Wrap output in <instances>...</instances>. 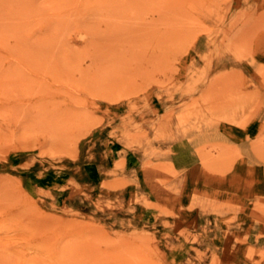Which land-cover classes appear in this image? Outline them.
Returning a JSON list of instances; mask_svg holds the SVG:
<instances>
[{"label": "rangeland", "instance_id": "rangeland-1", "mask_svg": "<svg viewBox=\"0 0 264 264\" xmlns=\"http://www.w3.org/2000/svg\"><path fill=\"white\" fill-rule=\"evenodd\" d=\"M189 148L264 229V0H0V264H264L179 230ZM240 196L193 194L216 228Z\"/></svg>", "mask_w": 264, "mask_h": 264}, {"label": "crops", "instance_id": "crops-1", "mask_svg": "<svg viewBox=\"0 0 264 264\" xmlns=\"http://www.w3.org/2000/svg\"><path fill=\"white\" fill-rule=\"evenodd\" d=\"M252 129L248 130L251 131ZM183 152L178 150V153L175 152L174 156H171V164L174 171L179 172L180 174L183 173L184 182L179 183L180 187L184 190H188V193L180 196V198L174 202V208L172 207V203H166L171 205V207L175 210H179V207L182 210H187V207L191 204H194V207L189 209V214H181L179 213V218L176 219L175 222H179L180 227L179 230L188 227L187 223L190 220L196 223V226L192 227L194 230H209L210 232L206 233L205 236H213L212 241H214L215 237L221 236L223 237V244L222 247H215V248H264V229L258 224L251 213L252 205L251 199L245 200L243 196H240L238 193L240 186L237 183L247 179L249 169L245 168V166L234 165L231 172H229V176H225L226 178H230L228 180L215 181L212 172L208 170H203L201 166H198V154L197 152L193 151V149L189 148V150H185ZM106 160L111 164L112 159L111 156H108V152L106 147L102 148L101 146L98 148V152H96V161H98V166H104ZM112 165V164H111ZM254 173V180L252 182V189L254 194H257V190L259 191L262 187L261 184V172L260 169L256 167L253 168ZM216 175V174H215ZM201 177L204 180H201ZM204 190L207 194L213 192H220L223 194H231L234 197L240 196L241 198H232L236 201H244L239 203L243 205L242 211L240 210L235 215L232 216L228 214V224L227 226H223L222 224L219 228L215 227L216 216L214 214H204L198 212L200 208H202V202L199 200H194L193 194H197L199 191ZM255 197L252 198V203L255 202ZM193 201H195L193 203ZM205 204H209V202L204 200ZM199 208V209H198ZM187 216V217H186ZM231 217V218H230ZM221 221V219H218ZM199 222V223H198ZM204 222V223H202ZM189 224V230H190ZM204 224V225H202ZM203 226V228H202ZM221 231V234L218 233ZM201 235V233H198Z\"/></svg>", "mask_w": 264, "mask_h": 264}]
</instances>
